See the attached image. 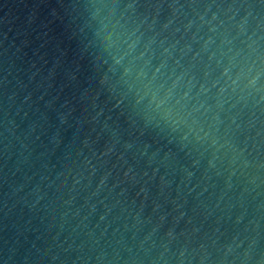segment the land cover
Returning a JSON list of instances; mask_svg holds the SVG:
<instances>
[{"label":"water","instance_id":"1","mask_svg":"<svg viewBox=\"0 0 264 264\" xmlns=\"http://www.w3.org/2000/svg\"><path fill=\"white\" fill-rule=\"evenodd\" d=\"M0 264H264V0H0Z\"/></svg>","mask_w":264,"mask_h":264}]
</instances>
